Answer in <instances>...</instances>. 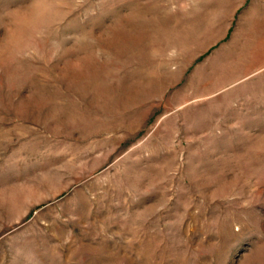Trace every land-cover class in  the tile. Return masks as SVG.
<instances>
[{
  "label": "rangeland",
  "instance_id": "rangeland-1",
  "mask_svg": "<svg viewBox=\"0 0 264 264\" xmlns=\"http://www.w3.org/2000/svg\"><path fill=\"white\" fill-rule=\"evenodd\" d=\"M0 264H264V0H0Z\"/></svg>",
  "mask_w": 264,
  "mask_h": 264
},
{
  "label": "bare ground",
  "instance_id": "bare-ground-1",
  "mask_svg": "<svg viewBox=\"0 0 264 264\" xmlns=\"http://www.w3.org/2000/svg\"><path fill=\"white\" fill-rule=\"evenodd\" d=\"M255 36V35H254ZM262 39V38H261ZM263 46V45H262Z\"/></svg>",
  "mask_w": 264,
  "mask_h": 264
}]
</instances>
